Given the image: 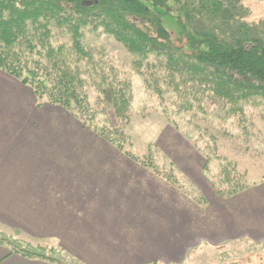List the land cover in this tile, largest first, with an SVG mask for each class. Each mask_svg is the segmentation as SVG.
<instances>
[{
  "label": "crops",
  "instance_id": "0c3cea01",
  "mask_svg": "<svg viewBox=\"0 0 264 264\" xmlns=\"http://www.w3.org/2000/svg\"><path fill=\"white\" fill-rule=\"evenodd\" d=\"M186 147L172 156L205 207L0 70V229L60 245L86 264L172 259L194 236H264V181L220 196L203 173L206 158ZM0 264L53 263L0 243Z\"/></svg>",
  "mask_w": 264,
  "mask_h": 264
},
{
  "label": "trees",
  "instance_id": "16d2710c",
  "mask_svg": "<svg viewBox=\"0 0 264 264\" xmlns=\"http://www.w3.org/2000/svg\"><path fill=\"white\" fill-rule=\"evenodd\" d=\"M83 1L94 0H0V70L31 87L39 105L64 108L124 152L129 117L123 112L122 90L104 81L100 86L101 101L116 107L117 125L110 129L90 123L96 113L95 107L89 113L90 75L82 71L91 61L82 41L87 27L101 28L148 64L160 61L183 72L192 90L210 91L212 102L223 100V109L228 103L226 109L236 115L245 116L248 104L264 100V21H246L249 10L242 0H98L93 5ZM186 100L183 106L189 110ZM247 188L231 184L227 194ZM0 243L28 259L80 262L63 247L33 245L1 229Z\"/></svg>",
  "mask_w": 264,
  "mask_h": 264
},
{
  "label": "rangeland",
  "instance_id": "374dc122",
  "mask_svg": "<svg viewBox=\"0 0 264 264\" xmlns=\"http://www.w3.org/2000/svg\"><path fill=\"white\" fill-rule=\"evenodd\" d=\"M242 4L249 10L246 21H264V0H242ZM62 38L67 40L65 35ZM183 40L185 43V38ZM82 41L91 57L88 67H82L85 75H90L87 78L89 113L93 107L96 113L90 123L110 129L111 125H117L116 107L101 101L100 86L104 81L122 90V96H126L123 112L129 117V123L125 124L128 137L123 139V147L130 162L143 164L162 178L169 177L192 195L200 207L206 206L207 199L185 180V173L172 156V151L179 145L185 143L186 148L196 149L206 158L208 162L203 173L218 194L221 189L225 195L220 196L229 197L227 192L231 184L249 187L264 181V100L248 104L246 115L239 116L226 109L228 103L223 109V100L219 99L222 104L212 102L215 97L210 91L192 90L194 88L190 86L193 84L187 81L188 76L183 72H174L173 68L160 65L158 59L157 65L148 64V60L131 52L101 28L87 27ZM197 94L202 95L201 99L192 100ZM184 100L189 102L191 109L183 106ZM166 132L168 135L164 137ZM202 238L194 236L189 249L170 260L163 256L160 261L146 264H264V236L247 234L229 238L209 234ZM30 243L62 247L52 242ZM73 256L80 262L64 261L63 264H86Z\"/></svg>",
  "mask_w": 264,
  "mask_h": 264
},
{
  "label": "water",
  "instance_id": "95a60500",
  "mask_svg": "<svg viewBox=\"0 0 264 264\" xmlns=\"http://www.w3.org/2000/svg\"><path fill=\"white\" fill-rule=\"evenodd\" d=\"M98 0H94V1H83V5H93L94 3H97Z\"/></svg>",
  "mask_w": 264,
  "mask_h": 264
}]
</instances>
